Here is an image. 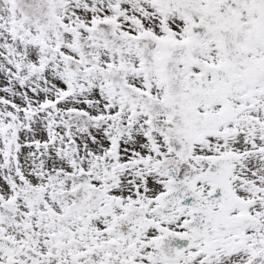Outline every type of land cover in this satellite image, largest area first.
<instances>
[{"label":"snow or ice","instance_id":"1","mask_svg":"<svg viewBox=\"0 0 264 264\" xmlns=\"http://www.w3.org/2000/svg\"><path fill=\"white\" fill-rule=\"evenodd\" d=\"M0 264H264V0H0Z\"/></svg>","mask_w":264,"mask_h":264}]
</instances>
